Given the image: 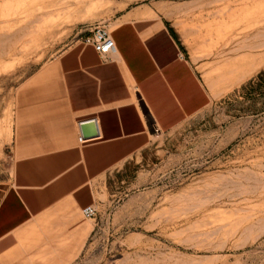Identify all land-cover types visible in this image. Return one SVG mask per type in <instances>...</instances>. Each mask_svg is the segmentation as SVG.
Returning <instances> with one entry per match:
<instances>
[{
  "label": "rangeland",
  "instance_id": "obj_1",
  "mask_svg": "<svg viewBox=\"0 0 264 264\" xmlns=\"http://www.w3.org/2000/svg\"><path fill=\"white\" fill-rule=\"evenodd\" d=\"M135 6L174 31L210 103L106 173L71 264H264V0H0V184L19 88Z\"/></svg>",
  "mask_w": 264,
  "mask_h": 264
},
{
  "label": "crops",
  "instance_id": "obj_2",
  "mask_svg": "<svg viewBox=\"0 0 264 264\" xmlns=\"http://www.w3.org/2000/svg\"><path fill=\"white\" fill-rule=\"evenodd\" d=\"M143 10L112 28L113 60L79 40L49 76L19 88L15 158L0 184V264H71L93 230L81 209L96 203L106 173L210 103L174 31ZM89 119L98 133L79 142Z\"/></svg>",
  "mask_w": 264,
  "mask_h": 264
},
{
  "label": "built area",
  "instance_id": "obj_3",
  "mask_svg": "<svg viewBox=\"0 0 264 264\" xmlns=\"http://www.w3.org/2000/svg\"><path fill=\"white\" fill-rule=\"evenodd\" d=\"M80 40L84 44L91 45L104 61H110L116 57L117 49L111 34V29L104 22L95 24L90 33L83 36ZM85 140L82 139L81 135L78 136L79 142ZM96 212L97 210L93 203L81 209L84 219H92L95 217Z\"/></svg>",
  "mask_w": 264,
  "mask_h": 264
},
{
  "label": "water",
  "instance_id": "obj_4",
  "mask_svg": "<svg viewBox=\"0 0 264 264\" xmlns=\"http://www.w3.org/2000/svg\"><path fill=\"white\" fill-rule=\"evenodd\" d=\"M80 135L82 138H92L97 135L96 123L93 119L85 120L79 123Z\"/></svg>",
  "mask_w": 264,
  "mask_h": 264
},
{
  "label": "bare ground",
  "instance_id": "obj_5",
  "mask_svg": "<svg viewBox=\"0 0 264 264\" xmlns=\"http://www.w3.org/2000/svg\"><path fill=\"white\" fill-rule=\"evenodd\" d=\"M55 8V9H54ZM52 10L53 12L50 14L52 17H59L61 14L63 13H68L69 10H65V11H60L61 9L60 8H57V7H54ZM68 8V7H67ZM69 14V13H68ZM66 15V14H65ZM41 29V28H40ZM39 31V29L37 30Z\"/></svg>",
  "mask_w": 264,
  "mask_h": 264
}]
</instances>
